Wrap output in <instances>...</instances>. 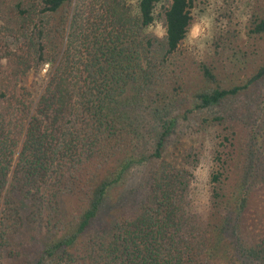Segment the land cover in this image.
I'll use <instances>...</instances> for the list:
<instances>
[{
    "label": "trees",
    "instance_id": "16d2710c",
    "mask_svg": "<svg viewBox=\"0 0 264 264\" xmlns=\"http://www.w3.org/2000/svg\"><path fill=\"white\" fill-rule=\"evenodd\" d=\"M163 1L0 0V264H264V112L243 161L225 113H204L264 98V8L253 43L221 39L199 60L181 49L193 0L160 11L165 39L146 34ZM46 64L35 92L23 80ZM220 124L201 213L193 139ZM110 207L121 213L100 225Z\"/></svg>",
    "mask_w": 264,
    "mask_h": 264
},
{
    "label": "rangeland",
    "instance_id": "374dc122",
    "mask_svg": "<svg viewBox=\"0 0 264 264\" xmlns=\"http://www.w3.org/2000/svg\"><path fill=\"white\" fill-rule=\"evenodd\" d=\"M170 0H164L158 7V18L154 24H152V30L147 29L146 34L149 36H154L156 31L165 30L164 22L162 18L160 19V11H163L165 6L169 5ZM243 8V15L249 17L246 25L241 27L240 23L237 20L236 13L241 11ZM258 8H264V0H193L192 5V14L194 16L193 23L188 31L186 38L181 44V49L183 55L187 57L188 55L192 56L194 59L207 58L208 55L213 51L211 49L215 46V43L223 39L226 43L234 45L237 50L244 48L247 45L249 40L247 29L250 23V14L252 11H257ZM214 17V22L211 29V36L209 39L204 40L203 38L195 39L191 37V31L193 26L199 24L203 17ZM235 21V22H234ZM243 32V35H242ZM222 36V37H220ZM166 37V36H165ZM164 37V39H165ZM203 43L204 48L200 49L198 46ZM253 43V42H251ZM235 56H232L234 62ZM48 64L44 65L42 70L39 73H31L28 77H25L23 83L26 84L31 89H34L35 92L40 91L48 79ZM260 89H250L238 95L236 98L229 99L224 101L220 107H213L206 111L205 114H216L215 112L219 111L220 113H225L224 119L228 123L224 125L229 126L228 129L232 131L234 136V144L232 147L237 149L236 159L243 161L246 157V154L253 147L252 142L255 139L253 129L256 126L260 114L264 112V98L258 97V92ZM202 115H191L189 120H182L181 126H184L185 123L194 122L195 119ZM223 125H218L217 127H211L205 132L203 129L200 133H197V136L194 141V146L196 150L202 151V161L194 167V179L192 182V192H191V204L190 207L194 210H199L201 213H204L207 209V199H208V186H209V174L212 167V144L216 141L215 134L216 130L222 128ZM182 138L186 139L189 136L190 129L185 128L182 130ZM261 142V138H258ZM145 165L138 168L134 171L133 175L129 178L128 183L130 185H135L143 182V177L146 173ZM119 194L113 193V197L116 199ZM118 202L123 204L121 199H117ZM112 208H108L106 213L102 214L100 218V225H108L112 223L114 217L119 215L120 211H112ZM128 208H121L122 212L127 211ZM264 216V210H263ZM264 223V219H263ZM17 239L20 241L27 242L32 238V232L34 227L30 224L27 230H24ZM28 243V242H27ZM8 249L5 248L1 251V254L6 253Z\"/></svg>",
    "mask_w": 264,
    "mask_h": 264
},
{
    "label": "clouds",
    "instance_id": "9594fccd",
    "mask_svg": "<svg viewBox=\"0 0 264 264\" xmlns=\"http://www.w3.org/2000/svg\"><path fill=\"white\" fill-rule=\"evenodd\" d=\"M130 3L137 4V0H130ZM242 13H243V8L241 7V11L236 13V17H237V20L240 23L241 27L243 28V26L247 24L249 17L247 15H243ZM141 14H142V9H141ZM151 15H152V13H151ZM213 22H214V17L205 16L202 18V20L199 24L194 25L193 29L191 31V37L193 38V40L200 39V38H203L204 40L209 39L211 36V29H212ZM153 23H155V21H152V23H150L147 26L149 31L152 30V24ZM167 34H168L167 30H164L162 28V26H161V30L156 31L154 33L156 38L160 39V40H163ZM242 35H243V32H242ZM198 47L200 49H203L204 44L201 43Z\"/></svg>",
    "mask_w": 264,
    "mask_h": 264
}]
</instances>
